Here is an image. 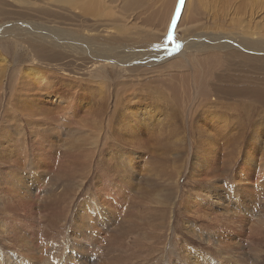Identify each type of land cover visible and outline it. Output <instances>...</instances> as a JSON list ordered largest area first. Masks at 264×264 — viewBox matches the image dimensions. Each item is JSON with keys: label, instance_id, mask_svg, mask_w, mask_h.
<instances>
[{"label": "rangeland", "instance_id": "1", "mask_svg": "<svg viewBox=\"0 0 264 264\" xmlns=\"http://www.w3.org/2000/svg\"><path fill=\"white\" fill-rule=\"evenodd\" d=\"M186 1L107 0L139 54L97 79L65 35L98 17L0 0V264H264V64L189 48L264 37V4Z\"/></svg>", "mask_w": 264, "mask_h": 264}, {"label": "bare ground", "instance_id": "2", "mask_svg": "<svg viewBox=\"0 0 264 264\" xmlns=\"http://www.w3.org/2000/svg\"><path fill=\"white\" fill-rule=\"evenodd\" d=\"M169 1V0H168ZM173 1V0H172ZM191 0H187V4L185 7L184 12L182 13L184 15V13L187 10V6L188 3L190 5ZM241 1V0H240ZM154 2V1H153ZM239 2V1H238ZM253 2V1H252ZM151 3V2H149ZM171 3V0H170ZM220 3V2H219ZM73 7H82L80 10L86 9L89 13L90 16H95L98 17L96 20L94 19L93 22L89 23V22H85L84 19H82L81 24H79L78 26H81V29L79 31L76 30V32H72L70 34H67L65 36H68V38L70 37L69 40V49L72 53L75 54H79L80 56H82V58H84V63L86 65L87 72L91 77H97L98 78H104L106 75L105 73H107L108 70L110 69H116V70H121L122 71H129L128 67H127V62H129V60L126 57H131V56H125L122 53L126 52V51H134L131 49H127L125 47H120V45H117L116 42H119L118 40H120V36H118L116 33H111L110 35L106 36L105 34H101V32L105 31L107 29V25H114L113 23L116 22L115 19L111 20V17L113 15V12L111 13L110 8L108 7V3L107 0H88V3H83L79 4L77 2V0H73L72 3H70ZM155 4V3H154ZM169 4V3H166ZM198 4V3H197ZM226 4V3H225ZM258 4V3H257ZM264 4V0H260L258 5H263ZM147 5V4H146ZM212 5V4H211ZM243 5L245 6V2L243 1ZM257 5V6H258ZM156 6V5H155ZM164 6V5H162ZM173 6V5H172ZM167 7V6H166ZM162 7H160L161 9ZM165 8V7H164ZM172 8V7H171ZM263 8V7H262ZM192 9V7H191ZM197 11H199V8L196 6L195 8ZM123 10V9H122ZM163 10V9H162ZM168 9H164L163 11L168 12ZM172 10V9H171ZM178 10V9H177ZM194 10V9H193ZM256 10V9H255ZM263 10V9H262ZM192 11V10H191ZM134 12V11H133ZM132 12V13H133ZM194 12H196L194 10ZM119 13V12H118ZM122 13V12H120ZM163 13V12H162ZM197 13V12H196ZM195 13V14H196ZM193 14V13H192ZM193 14V18L194 20H197V17L195 18V15ZM167 15V14H166ZM182 15V18H183ZM186 15V14H185ZM184 15V16H185ZM200 15V13H199ZM114 16V15H113ZM122 16V14H121ZM168 16V15H167ZM166 16V17H167ZM187 16V15H186ZM192 16V15H191ZM119 17V16H118ZM117 17V18H118ZM165 17V14L163 16V18ZM199 17V16H198ZM81 18V17H80ZM79 18V19H80ZM115 18V17H114ZM168 18V17H167ZM181 18V23L183 22V19ZM73 19L78 21L79 19H77V17L74 15ZM27 20V19H26ZM164 20V19H163ZM162 20V21H163ZM192 20V19H191ZM120 22V21H119ZM194 22V21H193ZM196 22V21H195ZM169 23V22H168ZM21 24V23H20ZM117 24V23H116ZM122 24V23H121ZM151 24V23H150ZM165 24V22H164ZM105 26L106 29L102 30L103 27L101 26ZM251 25V24H249ZM123 26V25H122ZM27 27V26H26ZM104 27V28H105ZM164 27V26H163ZM118 28V27H117ZM162 28V27H161ZM252 26L250 27H245V29L243 30V32L245 34H249L250 36H256L259 33V29L258 26L256 25V31H252ZM261 29L264 28L260 27ZM37 29V28H36ZM45 29V28H44ZM260 29V30H261ZM33 30V29H32ZM39 30V29H38ZM50 30V29H49ZM49 30H45L43 32H41L42 35H39V39H41V41H45L47 39H49V36L54 37L52 40L48 41V43H50L49 45H46L45 43L39 42L38 46L36 45V52L38 51V49H40V54L41 56H50V57H58L55 55H49V52L51 53H56L55 51V47H63L65 44L64 41H66L65 39L67 38H61V34L60 32L56 33L55 31H49ZM82 30V31H81ZM108 30H110V28H108ZM114 31L115 28L113 29ZM208 30V29H207ZM12 31V30H11ZM10 31V32H11ZM35 31V30H34ZM49 31V32H48ZM86 31V32H85ZM112 31V30H111ZM113 31V32H114ZM135 31V30H132ZM264 32V30H261ZM19 32V31H18ZM39 32V31H38ZM117 33L119 32L118 30L116 31ZM30 33V32H29ZM33 33V32H32ZM54 33L55 35L51 34ZM126 34V33H125ZM150 34V33H149ZM262 35L264 36V33H262ZM58 36V37H57ZM123 36V35H122ZM131 36V35H130ZM153 36V35H152ZM151 36V38H152ZM242 36V35H241ZM247 36V35H246ZM246 36H242V38L239 39V41L236 43H231L225 40H218L212 44L210 43H202L200 44L201 47L196 46L195 47L190 44L189 48L191 49V52H202L203 51V56L204 59L203 60H207L210 59L211 61L218 60L219 62H222L224 58H222L221 56V52H224L225 55L231 56V57H235V58H244L243 60H246L247 62L249 61L254 62L255 65L254 67H259L260 64H264V37H246ZM134 37V36H133ZM155 37H158L157 35ZM51 38V37H50ZM132 38V36H131ZM150 38V40H151ZM123 39V38H122ZM134 39V38H133ZM154 39V38H153ZM196 39V38H195ZM146 39H143V41ZM148 40V39H147ZM198 40V39H197ZM209 40V39H207ZM37 41V40H36ZM123 41V40H122ZM121 41V42H122ZM126 41V40H125ZM130 41V40H129ZM128 41V42H129ZM211 41V40H210ZM137 42V41H136ZM207 42V41H206ZM213 42V41H212ZM54 44V45H53ZM123 44V43H122ZM129 44V43H128ZM135 44V43H134ZM133 44V45H134ZM32 45V44H31ZM143 45V44H142ZM136 46V47H142ZM132 46V44H131ZM144 46V45H143ZM148 46V45H147ZM65 48V47H64ZM186 48V47H185ZM184 48V49H185ZM242 48V49H241ZM31 49V48H30ZM135 49V48H134ZM183 48L179 49L177 52L174 53V56H172L171 58H176V59H182L184 58L186 60L187 54L186 52H189L186 50V52L184 51ZM188 49V48H187ZM49 51V52H48ZM68 51V49H67ZM136 51V50H135ZM134 51V52H135ZM48 52V53H47ZM156 53L158 51H155ZM248 52V53H246ZM38 53V52H37ZM136 53H138L136 51ZM39 54V55H40ZM126 54V53H125ZM132 54V53H131ZM139 54V53H138ZM138 54H134V57H137L136 55ZM150 54V53H149ZM142 55V54H140ZM145 55V54H144ZM158 55V54H155ZM147 56V55H146ZM162 56V55H161ZM200 57V56H199ZM33 58V57H32ZM125 58V60H124ZM133 58V57H132ZM151 58V57H150ZM165 58V57H164ZM163 60H167L166 58ZM168 58V57H167ZM170 59V58H169ZM133 60V59H132ZM161 60V59H160ZM159 60V61H160ZM188 60H190L188 58ZM131 61V60H130ZM153 61V60H152ZM171 60H168V62ZM177 61V60H176ZM197 61V60H196ZM226 61H229V59H227ZM185 62V61H184ZM216 62V61H214ZM155 63V62H154ZM195 63V62H194ZM198 63V62H197ZM225 63V62H224ZM199 64V63H198ZM146 65V64H145ZM214 65V64H213ZM219 65V64H218ZM155 66V65H154ZM264 68V65H263ZM126 73V72H125ZM108 74V73H107ZM35 76H41V74L38 73V75L35 73L33 74ZM197 78V77H196ZM37 81V80H36ZM201 82V81H200ZM42 83V82H41ZM104 83V82H103ZM205 86V85H204ZM201 87V86H200ZM34 89V88H33ZM41 89V88H40ZM242 90H253L256 94V96L259 98V100L264 98V89L260 88V87H255V88H242ZM22 95V94H21ZM31 95V94H30ZM219 107V106H218ZM232 119V118H231ZM100 130V129H99ZM122 136V135H121ZM79 141V140H78ZM146 144V143H145ZM232 155V154H231ZM122 161V160H121ZM120 162V161H119ZM230 164V163H229ZM135 168V167H134ZM198 171V170H197ZM243 174V173H242ZM113 180V179H112ZM214 185V184H213ZM121 188V187H120ZM190 195V194H189ZM30 196V195H29ZM214 216V215H213ZM214 218V217H213ZM228 218V217H227ZM219 219V218H218ZM236 219V218H235ZM221 222V221H220ZM83 227V226H82ZM38 260V259H37ZM230 260V259H229ZM227 261V260H226Z\"/></svg>", "mask_w": 264, "mask_h": 264}]
</instances>
